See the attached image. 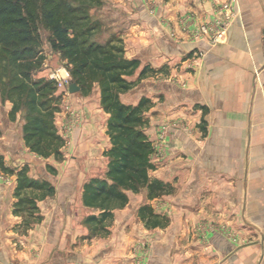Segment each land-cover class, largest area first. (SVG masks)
Masks as SVG:
<instances>
[{
  "label": "crops",
  "instance_id": "1",
  "mask_svg": "<svg viewBox=\"0 0 264 264\" xmlns=\"http://www.w3.org/2000/svg\"><path fill=\"white\" fill-rule=\"evenodd\" d=\"M108 1L127 17L125 56L139 60L119 98L148 100L149 175L162 190H125L93 231L86 218L100 210L84 203V184L104 176L110 147L100 91L62 95L58 158L26 145L25 121L5 100L0 159L12 171L0 178V264H264V0H234L215 42L193 27L220 17L224 0ZM23 167L39 185L17 191Z\"/></svg>",
  "mask_w": 264,
  "mask_h": 264
},
{
  "label": "trees",
  "instance_id": "2",
  "mask_svg": "<svg viewBox=\"0 0 264 264\" xmlns=\"http://www.w3.org/2000/svg\"><path fill=\"white\" fill-rule=\"evenodd\" d=\"M0 0V102L8 100L12 107L10 118L20 112L24 119L22 137L29 148L47 157L62 155V137L53 123L59 94L55 83L44 77L35 78L34 72L43 61L40 26L47 32L50 48L67 58L69 81L79 86V91H90V83L100 87V104L109 113L107 121L110 147L107 170L103 177H93L84 184L83 201L98 208L87 222L96 225L112 215V209L122 206L125 190L137 191L146 185L149 194L162 190V183L151 179L149 170L153 147L145 135L147 98L135 105L126 104L119 94L133 85L126 76L137 67V58L125 56L123 39L110 32L105 39L93 38L98 24L90 20L89 5L100 0ZM144 66L140 74L144 73ZM0 166L7 168L0 159ZM17 191L39 185L26 174V168L17 171ZM29 201L21 198L20 202Z\"/></svg>",
  "mask_w": 264,
  "mask_h": 264
},
{
  "label": "rangeland",
  "instance_id": "3",
  "mask_svg": "<svg viewBox=\"0 0 264 264\" xmlns=\"http://www.w3.org/2000/svg\"><path fill=\"white\" fill-rule=\"evenodd\" d=\"M69 2H74V0H68ZM163 1V0H162ZM108 0H100V3L97 5H89L87 7V12L89 14L90 20L92 22H96L98 24V29L95 34H93V38L95 40L101 41L105 39L106 36L110 34V32H117L119 33L120 30H122L123 27H125L127 23V17L123 13H118L115 8L112 7V9L109 6ZM155 5V3H154ZM235 2L234 0H224L223 3L220 5L219 10L221 12V21L225 24V29L227 27L228 22L232 19V16L234 15L235 11ZM112 10V11H111ZM226 13H229L228 17L226 16ZM218 17V18H220ZM189 18H185V16H181L183 27H187L189 24L188 20ZM217 19V18H214ZM210 20L213 22V20ZM201 24V23H200ZM197 27V26H196ZM196 27L194 26V31H196ZM192 28V29H193ZM40 33L42 36V54L44 56L43 61L41 63V66L37 71L34 72V77H44L47 79H52L55 83V94H59L60 98L57 101V109L54 112L57 111H63L66 109L67 102L62 101V95H64L66 92V89H68L67 86L59 87L57 85L56 79L51 77V74L54 72H59V74L65 75L66 70L68 72V78H70V68L71 65L69 64V61L65 56H63L61 53L54 51L50 48L48 42H47V35L48 32L40 26ZM120 35V33H119ZM225 36V35H224ZM198 55V54H197ZM90 91H100V87L97 81H92L90 83ZM69 91V90H68ZM3 104V102H0ZM3 106V105H2ZM21 114V113H20ZM53 120V119H52ZM66 129H70V124L66 125ZM98 166L100 172L103 171V168L105 166V162L102 161L96 165ZM6 171L2 170L0 171V178L4 180V182H7L5 179H7Z\"/></svg>",
  "mask_w": 264,
  "mask_h": 264
},
{
  "label": "built area",
  "instance_id": "4",
  "mask_svg": "<svg viewBox=\"0 0 264 264\" xmlns=\"http://www.w3.org/2000/svg\"><path fill=\"white\" fill-rule=\"evenodd\" d=\"M228 15H229V13H226L227 17H228ZM203 34L210 35L212 42L220 40L225 34L224 22L221 21V18H217V19H214L213 22L210 21L208 23H206V22L201 23L195 31V37L199 38ZM198 53L201 54L202 52L199 51ZM64 71H65V73H64L65 75H62V76L59 74L58 71L51 74V77L56 79L57 85L59 87H63V88L65 86L68 87V83H69L68 72L66 70H64Z\"/></svg>",
  "mask_w": 264,
  "mask_h": 264
},
{
  "label": "water",
  "instance_id": "5",
  "mask_svg": "<svg viewBox=\"0 0 264 264\" xmlns=\"http://www.w3.org/2000/svg\"><path fill=\"white\" fill-rule=\"evenodd\" d=\"M78 89H79V86L74 81H70L68 83L69 92H74V91H77Z\"/></svg>",
  "mask_w": 264,
  "mask_h": 264
}]
</instances>
